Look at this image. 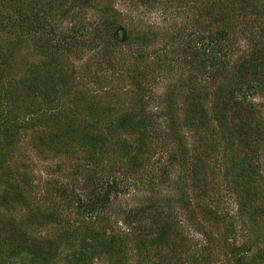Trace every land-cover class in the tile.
Returning <instances> with one entry per match:
<instances>
[{
  "label": "rangeland",
  "instance_id": "obj_1",
  "mask_svg": "<svg viewBox=\"0 0 264 264\" xmlns=\"http://www.w3.org/2000/svg\"><path fill=\"white\" fill-rule=\"evenodd\" d=\"M153 1L0 0V264H264V76L242 104L218 102L228 78L197 73L182 45L191 13L213 10L209 33L229 30L239 74L264 58V0L256 15L235 0ZM44 20L98 35L55 43L23 24ZM124 34L151 42L113 46ZM166 97L189 150L173 162L162 119L146 132L140 120ZM106 177L120 183L101 214L69 201Z\"/></svg>",
  "mask_w": 264,
  "mask_h": 264
},
{
  "label": "trees",
  "instance_id": "obj_2",
  "mask_svg": "<svg viewBox=\"0 0 264 264\" xmlns=\"http://www.w3.org/2000/svg\"><path fill=\"white\" fill-rule=\"evenodd\" d=\"M89 1V0H85ZM141 4L149 3L153 0H139ZM154 2V1H153ZM258 0H235L233 2H227V5H233L235 3H239L242 6V10H248L252 8L257 7ZM224 8V7H223ZM246 8V9H245ZM264 8V6L262 7ZM203 12L198 10L197 13H191V20H192V28L189 30V33L186 34L184 41H182L183 50L186 54H188L191 57V60L189 62V65L192 66L199 74H205V76L211 77V74H217L222 75L223 77L228 78V82L225 83L222 86H219L217 90L214 91V96L216 100L222 101V99H225L226 94H228V100L236 103L239 101V103L242 104V102L245 101L246 98V91L253 90L254 83L260 82V78L264 76V58L260 57L259 59H255L252 57L253 55L249 56L243 63L241 62L239 67V74H234L233 76L230 75L229 68L231 66L228 55V46L234 45L235 43L231 41V34L229 30L226 28H222L217 30L215 33L210 32L208 29V20L211 21V14L216 15L217 17H220L217 15L213 10L206 12L205 9ZM254 11V15L257 13L259 14V9L257 7V10ZM214 13V14H213ZM225 16L222 18L224 19ZM230 19V18H229ZM38 20V17L36 16V21ZM43 23L40 21L39 23L31 24L23 22L24 26H31L34 25V32L36 31L37 35L40 36V38H45L47 41H54L55 43H61L65 41L67 44H75L79 37L85 36V34L93 33L97 34L98 29L91 28L89 30L88 26H84L82 24L80 25H73L71 28H69L68 32L64 33L65 35L62 36L58 34L51 25L44 20ZM109 26L111 28H116L117 25L114 22H109ZM190 27V26H189ZM30 28V27H29ZM25 30V29H24ZM31 30V28H30ZM260 38L261 33L263 32L260 29H257ZM101 31V30H100ZM110 31V30H109ZM107 30L105 33H109ZM253 31V30H252ZM35 33V34H36ZM103 33H99L100 35ZM106 34V35H107ZM253 35L254 32H253ZM68 38V40H67ZM67 40V41H66ZM74 40H77L73 42ZM109 40L112 41L114 44L113 46H132L133 44L141 43V45L147 46L148 43L151 42V38L149 39L147 36H141L138 38H134L133 40L129 37V35L124 34V36L121 38L120 41L112 40V37L109 36ZM140 42H135V41ZM256 41V40H255ZM110 44L109 42L107 45ZM257 46V44L253 45V47ZM153 52L149 54V57H158L159 53ZM224 74V75H223ZM261 86L259 85L257 89H260ZM244 96V97H243ZM232 99V100H230ZM147 105V104H146ZM143 106L144 109L141 111L142 119L141 125H143L145 128L143 129L145 132L148 129L150 125L154 127L153 124L154 121H156L157 118L162 119V122L164 123V127H154L157 129L156 131L159 132L160 135H163L164 137H169L171 141L175 140L177 143V152H174L168 159L169 162H173V158L176 156H181L183 159H185L188 155V145H185L183 143V137L180 135L179 129L175 127H179V124L177 123V116H176V109L175 106L170 102V99L168 100V97H166V102L164 100L158 101L157 104H148L147 106ZM146 107H149L150 109L146 110ZM219 113V112H218ZM188 115V114H187ZM186 115V116H187ZM222 118H217V122H219V126L225 131L227 128L226 123L224 121V116H220ZM123 123L132 122L131 117L128 115L124 116V119L122 120ZM250 125H253L256 130L262 129L261 126H263L262 122L260 123L257 117H253L250 120ZM165 128V130H163ZM254 128H252L253 131ZM244 131V130H243ZM247 131V130H245ZM264 134V132H263ZM264 136V135H263ZM181 137V138H180ZM143 141L140 142L138 145V150L140 151L144 146ZM91 165H96L95 162H89L86 164L87 167H91ZM93 178L91 179L89 176L87 178V184H94ZM120 181L115 179L114 177H106L102 178L99 182V186L96 185L91 190L90 194H87L84 196L83 199H81L78 195L74 196L72 194L71 198H69L70 202H74L77 205L79 204V208L83 207V212L88 213L90 216L93 213H102L104 212L105 206L110 201V195L111 190L114 188H117ZM159 213L158 211H156ZM136 216L138 214H135V212H130L129 216ZM83 221H85L84 218H82ZM85 224H88L85 222ZM232 241L235 239H231ZM230 264V263H228ZM231 264H238L237 262L231 263Z\"/></svg>",
  "mask_w": 264,
  "mask_h": 264
}]
</instances>
